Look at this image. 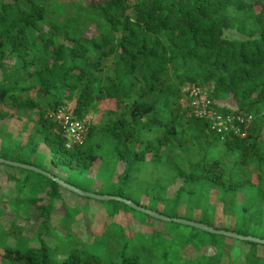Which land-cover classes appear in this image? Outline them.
<instances>
[{"label": "trees", "instance_id": "16d2710c", "mask_svg": "<svg viewBox=\"0 0 264 264\" xmlns=\"http://www.w3.org/2000/svg\"><path fill=\"white\" fill-rule=\"evenodd\" d=\"M228 30L240 37L228 38ZM193 86L233 118L239 134L218 133L192 114L182 101ZM68 103L77 120L103 103L115 109L68 148L52 118ZM246 116L249 126L237 120ZM0 157L79 172L96 167L105 186L118 189L112 195L130 200L129 188L147 190L161 215L188 203L244 236L264 231V0H0ZM10 168L0 164V264H247L248 245L258 255L264 247L230 240L233 255L209 257L187 245L180 257L172 248L179 235L159 220L143 219L141 235L150 241L115 236L110 221L89 213L102 216L100 204L114 205L107 215L118 222L136 210ZM209 235L213 246L216 234Z\"/></svg>", "mask_w": 264, "mask_h": 264}, {"label": "rangeland", "instance_id": "374dc122", "mask_svg": "<svg viewBox=\"0 0 264 264\" xmlns=\"http://www.w3.org/2000/svg\"><path fill=\"white\" fill-rule=\"evenodd\" d=\"M61 2H70L73 0H59ZM98 1V0H97ZM85 4H87V2H85ZM90 34H92V32H90ZM226 36L228 38H238L240 37L235 31H231L228 30L226 31ZM188 87H185L183 89V92L187 91ZM188 101V99L184 98L182 102H186ZM222 102H220L221 104ZM223 105H230V102L228 101H224L222 103ZM115 107L110 104V103H103L100 107V111L99 113H97L96 115L90 114L88 116V119L91 120L93 123H98L101 119V117L103 116L104 112L107 110H114ZM10 125H12V127H16L14 125L17 126H21L22 122H10ZM32 125V124H30ZM67 137V141H69V145L73 143V139L69 136ZM41 152L44 153H48V150L45 146L41 147ZM47 156H49V153L46 154ZM35 166V165H33ZM45 167L42 166H35L38 169L51 174L52 176L61 179L63 181H65L66 183L73 185L83 191L86 192H90V193H96L99 195H104V196H114L112 194H114L118 189H111V188H107L105 186V181L104 179H102L101 177L103 176V174L101 173V171H98L97 168L95 167L94 169H92L90 172H79L77 170H70L67 168H53L51 165V168L48 166H46L44 164ZM10 169L15 170V172H19L21 169L19 167H13L10 166ZM121 166L118 167V171L116 174V178H113L112 182L114 184V182H116L115 180L117 179L118 175L122 172V170L120 169ZM109 171V170H108ZM142 172V171H141ZM30 175H35L38 174L34 171L29 170L28 172ZM107 173H112L111 171L107 172ZM145 174H149L148 170L144 169ZM39 175V174H38ZM42 175V174H40ZM44 176V175H42ZM126 194L128 197H130L131 201H133L136 205L143 207L147 210H151L154 212V209H156V205H150V201L152 198L151 194L147 193V190L144 189H140V188H129V191L126 190ZM105 203H107V201H104ZM110 202V201H108ZM97 204V202H95ZM95 204V205H96ZM98 205V204H97ZM100 206H102L105 211L103 212L102 216L101 214H99L97 211H92L91 214L89 213V216L94 218L96 217L97 221L102 222L103 224L107 221L108 224H106L105 226L107 227L108 230H111V232L115 235V236H122V234L124 232L128 233L130 232L131 234L137 235L136 240L138 242H142L145 238L146 241H150V237L145 235H141L142 233L145 232L144 227L146 226V223L144 222L143 219H146L145 216H148L144 213H141L140 211H136L137 213L134 214H130L131 216L129 217V221H121L118 220L114 221L113 217H109L108 215H110L113 211L114 205H110V204H100ZM165 209V205H162ZM181 207H183L181 209ZM181 207L177 208L176 206H171L167 207L165 210V214L163 215L165 217L168 218H178V219H184L187 221H193V222H197V223H201V224H205L208 225L209 227H213L216 230H226V231H232L234 229L233 225H228L225 221L220 220L219 217H217V215H215L213 213V211H209L207 212L208 209H205L204 206H200V207H196V209L193 211L192 207L189 206L188 203H184ZM158 213V212H157ZM108 214V215H107ZM205 214V215H202ZM171 216H177V217H171ZM35 217V215H34ZM116 220V219H115ZM136 222V224L134 223ZM158 223H160L161 228H166L168 231H172V233H177L179 236H177L178 238H176L174 245H173V249H175V252L178 253V255L180 257H183V255L185 254H189V252H187V245H192L191 247L194 248V250H192V248H190V253H196L201 254V253H205L206 255H208L209 257H212L214 254L216 253H221V255L225 256L228 255L229 253H231V255H233L235 253V248L233 250L230 249L229 246H227L228 244L232 245L234 244L231 241H234V239L232 240L231 238L222 236V235H215L216 239H217V243H214L213 246L210 242L211 238L209 237L211 233L208 234V232L205 231H199L194 229L193 227L190 226H186V225H179L176 223H169L167 224L164 221H157ZM139 223V224H137ZM32 224H30L31 227ZM113 229H112V228ZM219 228V229H217ZM195 232H201V234L198 236V238H195L194 240L190 241L189 236L192 233ZM237 233V232H235ZM239 234V233H238ZM254 234V235H253ZM243 235V234H240ZM247 236H252V237H256L259 239H264V231H260L258 233H252L251 235H247ZM152 241V238H151ZM238 241V240H237ZM240 243L241 242H237ZM240 244H236V246H241ZM216 245L218 247H216ZM257 248H260V250L258 249L259 254L262 256H264V247L263 246H258ZM231 250V251H230ZM213 251V252H211ZM2 253V250L0 249V254ZM256 253L255 248H251L248 245V249H247V253H246V259L248 260L247 264H264V257L258 255ZM190 256V255H189ZM206 263H202V264H211L209 262V259L205 260ZM225 261H229V259L225 260ZM192 264H198L197 262H193ZM213 264V262H212Z\"/></svg>", "mask_w": 264, "mask_h": 264}, {"label": "built area", "instance_id": "2783aa9c", "mask_svg": "<svg viewBox=\"0 0 264 264\" xmlns=\"http://www.w3.org/2000/svg\"><path fill=\"white\" fill-rule=\"evenodd\" d=\"M184 98L188 99L191 105L192 114L198 119H208L212 122V130L218 133L229 132L236 130V134L240 133L241 128H236L233 124V118L223 116L216 111L214 103L206 90L193 86L188 87V90L183 92ZM52 118L63 129L64 136H69L73 139V143L67 147L70 148L75 144H81L84 141L89 125L92 123L88 117L77 120L73 116L72 104H65L60 107L57 112L52 113ZM242 124H250L251 117H243L237 119ZM249 126V125H248ZM242 136H245L243 133Z\"/></svg>", "mask_w": 264, "mask_h": 264}, {"label": "water", "instance_id": "95a60500", "mask_svg": "<svg viewBox=\"0 0 264 264\" xmlns=\"http://www.w3.org/2000/svg\"><path fill=\"white\" fill-rule=\"evenodd\" d=\"M0 164H7L10 166H14V167H19V168H23L26 170H30V171H34L38 174H42L52 180H54L55 182H57L61 187H63L64 189L73 192L79 196L85 197V198H91L94 199L96 201H119V202H123L125 203L127 206H129L130 208L136 210V211H140L141 213H144L154 219L160 220V221H164V222H175V223H179V224H183L186 226H190L193 228H196L198 230H202L211 234H216V235H222L234 240H239V241H243V242H252V243H257L260 245H264V239H259L256 237H252V236H244V235H240L238 233L235 232H231V231H226V230H216L213 227H209L208 225L205 224H201V223H197V222H193V221H187L184 219H178V218H168L165 217L157 212L151 211V210H147L143 207H140L138 205H136L133 201L125 199V198H121V197H117V196H104V195H99L96 193H90V192H86L83 191L73 185H70L68 183H66L65 181L58 179L54 176H52L51 174H48L40 169H38L35 166L32 165H27V164H23V163H19V162H14V161H10V160H6L2 157H0Z\"/></svg>", "mask_w": 264, "mask_h": 264}]
</instances>
